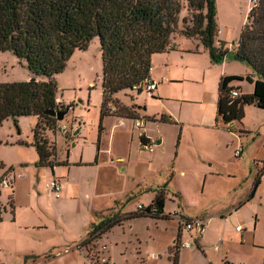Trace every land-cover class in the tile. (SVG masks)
<instances>
[{
  "label": "rangeland",
  "instance_id": "374dc122",
  "mask_svg": "<svg viewBox=\"0 0 264 264\" xmlns=\"http://www.w3.org/2000/svg\"><path fill=\"white\" fill-rule=\"evenodd\" d=\"M214 1L213 47L227 52L220 63L211 62L196 38L178 34L170 44L192 52L200 47L211 65L225 67L226 77L245 78L251 70L234 54L257 0ZM183 17L189 24L185 9L179 19ZM182 26L179 22L178 32ZM30 77L23 61L0 53V83L26 82ZM54 81L59 107L70 110L57 122V130L41 134L54 147L55 162L69 165H57L55 171L36 166L38 156L31 144L37 117H19L16 127L8 119L0 126V264H174L175 252L176 264H264V175L246 201L264 166L263 110L244 106L242 120L228 128L238 136L237 147H243L240 158L231 147L214 165L212 177H198L189 170L180 176L171 171L168 160L176 155L178 130L160 126L164 142L158 149L154 141L152 153L140 152L135 138L130 139L143 131L134 129L132 134V120H125L126 127H114L117 120L104 117L99 134L103 91L98 38L85 51L76 50ZM231 84L247 89L250 83ZM148 96L145 90L122 92L115 96L117 107L109 104V115L128 114L123 108L133 107H124L125 102L156 110L158 105ZM243 127L248 132H240ZM116 155L125 158L127 171H119ZM7 179L10 187L4 190L1 183ZM52 179L61 184L59 199L45 187ZM160 193L163 216L139 215L138 205L148 207ZM181 220L200 223L205 228L202 235L195 228L183 233ZM110 223L114 226L106 232H94Z\"/></svg>",
  "mask_w": 264,
  "mask_h": 264
},
{
  "label": "trees",
  "instance_id": "16d2710c",
  "mask_svg": "<svg viewBox=\"0 0 264 264\" xmlns=\"http://www.w3.org/2000/svg\"><path fill=\"white\" fill-rule=\"evenodd\" d=\"M183 9L190 15L189 24L187 18L179 19ZM215 16L214 0H0V53L8 52L23 61L31 76L26 82L0 83V126L8 119L16 127L19 117H37L31 144L38 156L36 166L51 170L57 165L67 166V162H55L54 147L41 132H54L58 127L57 120L46 111L66 108L57 103L54 76L64 71L73 53L85 51L90 41L98 38L103 91L100 134L103 118L111 114L109 104L117 107L114 97L120 92H134L133 87L148 80L151 56L171 49V35L198 39L212 63L224 59L227 52L213 47ZM179 22L183 26L178 32ZM234 56L250 68L251 74L220 79L217 118L226 126L242 120L244 106L264 111V0H257L250 9ZM41 77L45 81L39 80ZM243 80L253 85V93L231 99L229 94L234 89L230 84ZM123 109L127 118L138 119L132 108ZM140 142L146 140L141 136ZM263 175L264 166L257 172L246 201L253 197ZM163 213L164 196L160 193L139 215L162 217ZM112 226L114 223L100 226L94 232L102 234ZM177 255L175 252L174 264Z\"/></svg>",
  "mask_w": 264,
  "mask_h": 264
},
{
  "label": "crops",
  "instance_id": "0c3cea01",
  "mask_svg": "<svg viewBox=\"0 0 264 264\" xmlns=\"http://www.w3.org/2000/svg\"><path fill=\"white\" fill-rule=\"evenodd\" d=\"M176 36L178 33L170 36L171 43ZM170 47L171 49L164 52L165 54H153L150 58L148 80L156 84V89L148 94V98L151 104L158 105L157 109H148V104L136 103V101L130 105L126 102L121 103L124 107L132 106L133 114L144 121L143 131L136 136L132 135L130 139L135 138L139 146L142 136L150 143L155 141V145L160 149L164 142L160 134V126H167L170 131L178 130L176 155L168 159L171 171L175 170L180 176H186L189 170L192 175L206 179L216 174L213 171L214 165L217 166L216 163L220 162L218 159H222L224 153H228L231 147L233 153L239 148L242 149L241 156L244 152L243 147H237L238 136L228 129L234 127L235 122L226 126L217 118L218 87L220 79L226 77L225 67L211 65L208 54L202 52L200 47H196L195 52L190 49L186 50L178 43L173 46L170 44ZM164 80L165 82H163ZM230 87L236 90L240 96L253 93L252 84H249L247 89L232 84ZM243 110L246 113V109ZM149 111L151 112L149 113ZM110 117L117 120L114 127L118 126L121 120H132L126 115H109L105 118ZM105 118L102 120L103 123ZM239 131L248 132L244 127ZM133 132L132 128L131 133L133 134ZM157 133L159 136H156ZM191 133L192 135H189ZM162 151L164 150L160 151L161 154ZM187 152L191 153L190 156L186 154ZM155 160H158L157 156ZM115 161L121 163L120 172L127 171L124 157L116 155ZM2 189L4 188L2 187ZM177 194L182 199V195L179 192ZM11 201L13 204V195ZM201 229L204 231L205 228L202 226Z\"/></svg>",
  "mask_w": 264,
  "mask_h": 264
},
{
  "label": "built area",
  "instance_id": "2783aa9c",
  "mask_svg": "<svg viewBox=\"0 0 264 264\" xmlns=\"http://www.w3.org/2000/svg\"><path fill=\"white\" fill-rule=\"evenodd\" d=\"M165 82V80L163 81ZM156 89V84L155 83H152L150 82L149 80H146L143 84L141 85H138V86H135L133 87V90L134 91H137V90H145L148 94L154 92ZM230 98L231 99H235L237 97H239V93L236 91V90H232L230 91V94H229ZM113 110V109H111ZM118 126L119 127H124L125 126V121L124 120H121L119 121L118 123ZM132 126H133V129H136V130H139L141 131L143 128H144V121L141 120V119H134L132 120ZM63 133H65V128L62 127V130ZM153 148H154V144L153 143H150L149 141H146L144 143H139V151L141 152H148V153H152L153 152ZM241 153H242V149L239 148L237 149L236 151H234L233 155L235 158H240L241 157ZM10 180H4L2 183H1V186L4 188V189H8L10 186ZM45 187L48 189V191L50 192V194L55 198V199H59L60 198V192H61V184L60 182L57 180V179H52L50 182H48ZM138 211L139 212H143L146 207L142 206V205H138L137 207ZM154 210H151V213H153ZM181 225H182V232L183 233H191L193 231V229H197L198 232L201 230L202 226L200 225V223H194V222H189L187 220H181ZM240 228H237V231H239ZM195 239V238H194ZM181 246L183 248H189V244L187 242H183L181 241Z\"/></svg>",
  "mask_w": 264,
  "mask_h": 264
},
{
  "label": "water",
  "instance_id": "95a60500",
  "mask_svg": "<svg viewBox=\"0 0 264 264\" xmlns=\"http://www.w3.org/2000/svg\"><path fill=\"white\" fill-rule=\"evenodd\" d=\"M70 110V107H66L64 111H59V112H56L54 110H49V111H46L45 114L50 116V117H53L57 120V122H61L63 121L64 117L66 116V114L68 113V111ZM74 135H76V133H74ZM203 229H201L199 231V234L201 235Z\"/></svg>",
  "mask_w": 264,
  "mask_h": 264
},
{
  "label": "bare ground",
  "instance_id": "6f19581e",
  "mask_svg": "<svg viewBox=\"0 0 264 264\" xmlns=\"http://www.w3.org/2000/svg\"><path fill=\"white\" fill-rule=\"evenodd\" d=\"M259 174V173H258Z\"/></svg>",
  "mask_w": 264,
  "mask_h": 264
}]
</instances>
